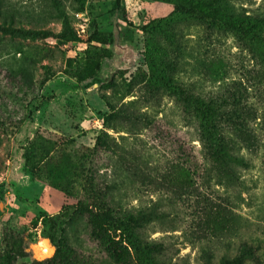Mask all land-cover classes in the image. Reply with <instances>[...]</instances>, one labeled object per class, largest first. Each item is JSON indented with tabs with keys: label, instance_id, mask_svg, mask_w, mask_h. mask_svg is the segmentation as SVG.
I'll return each instance as SVG.
<instances>
[{
	"label": "rangeland",
	"instance_id": "obj_1",
	"mask_svg": "<svg viewBox=\"0 0 264 264\" xmlns=\"http://www.w3.org/2000/svg\"><path fill=\"white\" fill-rule=\"evenodd\" d=\"M170 1L85 0L77 12L76 0H0V28L52 34L0 30V264H48L61 242L85 264H116L114 234L100 239L75 214L91 170L119 219L146 215L134 246L158 249L156 264H223L246 251L245 264H264V44L165 24ZM231 1L264 13V0ZM61 15L77 42L59 38ZM187 96L215 104L216 139L202 137ZM99 137L109 151L95 153ZM131 252L129 264H148Z\"/></svg>",
	"mask_w": 264,
	"mask_h": 264
},
{
	"label": "trees",
	"instance_id": "obj_2",
	"mask_svg": "<svg viewBox=\"0 0 264 264\" xmlns=\"http://www.w3.org/2000/svg\"><path fill=\"white\" fill-rule=\"evenodd\" d=\"M58 4V0H52ZM79 6L75 9L77 12L84 9L85 0H76ZM172 11L169 16L160 21L165 24L173 25L178 19L191 20L200 25H207L210 28H215L224 32H231L238 35L242 41H253L258 44H264V13L260 15H251L246 11L239 12L233 5L231 0H171ZM1 14V12H0ZM62 19V33L59 38L67 43L77 42L78 38L66 16L61 15ZM157 27L152 26V29L157 30ZM0 30L11 36L14 39L43 41L51 38L52 34L49 31L25 29L16 27H2ZM174 29L166 38L169 46H178V41L174 36ZM80 81L85 77L78 74ZM188 106L193 109L197 116L202 121V137L216 139L218 126V110L215 104L205 103L194 96L185 97ZM113 110L114 107L111 105ZM111 117L124 118L129 117L127 110H117L113 112ZM220 145V144H219ZM109 142L99 137L96 143L95 153L102 150L109 151ZM219 150V149H218ZM221 150V149H220ZM220 150L214 153L220 154ZM94 171L87 179L85 187V200L80 201L75 207V214L80 217H87L89 224L94 229L97 237L104 240L110 238L111 233L114 237L110 238L108 244V251L112 260L116 264H129L126 259L129 257L133 259L131 249H135V253H142L148 259V264H156L152 258L158 249L153 247L134 246L136 243L135 231L148 222L146 215L131 216L128 219H119L116 216V210L110 205L107 198V193L103 188H99L95 182ZM119 232V233H118ZM118 234V236H116ZM118 238L116 241L115 239ZM251 255V254H250ZM249 252L246 251L241 257L236 260H226L223 264H245L246 257ZM137 255L134 256L136 258ZM48 264H85L80 257H78L75 250H73L67 243L61 242L56 246V251Z\"/></svg>",
	"mask_w": 264,
	"mask_h": 264
}]
</instances>
